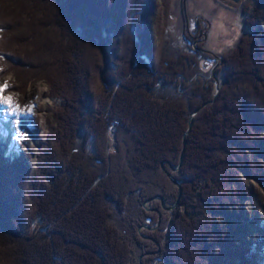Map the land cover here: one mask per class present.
Instances as JSON below:
<instances>
[{
    "label": "trees",
    "instance_id": "trees-1",
    "mask_svg": "<svg viewBox=\"0 0 264 264\" xmlns=\"http://www.w3.org/2000/svg\"><path fill=\"white\" fill-rule=\"evenodd\" d=\"M154 12V0H0V74L17 63L57 103L44 129L18 106L19 143L0 116V264H264V0L220 59L193 41L154 48ZM214 69L219 94L184 146ZM157 195L179 197L176 210L146 211Z\"/></svg>",
    "mask_w": 264,
    "mask_h": 264
},
{
    "label": "rangeland",
    "instance_id": "rangeland-1",
    "mask_svg": "<svg viewBox=\"0 0 264 264\" xmlns=\"http://www.w3.org/2000/svg\"><path fill=\"white\" fill-rule=\"evenodd\" d=\"M154 2L155 12L151 17V32L154 48L160 50V52L164 47L178 46L185 48L190 39V41L195 40V45H202L207 52L215 56L213 58L217 59H220L224 53L226 54L235 43L237 44L239 37L244 33L243 21H247V17L244 18L242 13L246 12L249 14L258 6V0H243L237 5L229 4L228 2L224 3L221 0H154ZM197 22L198 24H196ZM195 31L197 32L195 33ZM7 33L8 31H6V36ZM190 37H194V39ZM16 58L19 61L24 59L22 57ZM203 64L205 65L202 62V66H204ZM220 64H218V68ZM6 66L4 75L2 76L0 74V116L6 117L11 122L10 142L16 140L19 143L22 138H17V130H19V137L22 136L16 119L18 106L22 107V113L24 115H31L29 117L30 120L35 115L39 120L40 129H44L48 115L47 110L53 104L57 103L53 98H50L49 88L44 81L30 80V82L24 84L18 79L20 78L19 74H21V70L17 67L18 64L6 62ZM211 75L213 77L211 79L215 84V80H217L215 69ZM204 78L209 79V75L207 77L203 74L195 76V79L200 80V82ZM8 86H12V88L8 89ZM159 88L157 86V89ZM218 94L219 91L216 94V98ZM214 96L215 87L212 89L213 100L208 104L214 102L216 99H214ZM7 99H10V103H3ZM13 109H15V112H13ZM111 135H109V139L112 143L113 138ZM161 168L164 169L163 166ZM253 182V180H250L252 186L254 184ZM148 205L146 207L149 208ZM176 206L167 212L175 211ZM258 215L260 214L258 213ZM258 219L256 217L253 220L257 222ZM143 230H141V234ZM251 234L248 233L247 240L255 237L254 231ZM261 236L264 239V235Z\"/></svg>",
    "mask_w": 264,
    "mask_h": 264
},
{
    "label": "water",
    "instance_id": "water-1",
    "mask_svg": "<svg viewBox=\"0 0 264 264\" xmlns=\"http://www.w3.org/2000/svg\"><path fill=\"white\" fill-rule=\"evenodd\" d=\"M222 2H228L229 4H233V5H237V4H239L241 1H243V0H221ZM218 83H217V80H215V96H214V99L216 98V94L218 93ZM209 102H207V103H205V104H203V105H201L199 108H197L196 110H194L191 114H190V118H189V121H188V129H187V131H186V133L184 134V136H183V145L185 146V143H186V136H187V134L189 133V131H190V129H191V122H192V118L195 116V114L197 113V112H199L200 111V109H202V107H204L205 105H207ZM112 138H114V136H112ZM182 159H183V155H181V158H180V163L178 164V166H172L171 164H169V168H170V170H171V172L173 173V172H176V171H178L179 169H180V167H181V165H182ZM161 166H163V163H161ZM166 175H167V177L170 179V181L178 188V190H179V193L181 192V186H180V184L177 182V180L169 173V172H166ZM159 200L160 201V203H161V207H162V209L163 210H165V211H169V210H171L173 207H175L177 204H178V202H179V197H178V199L176 200V202L174 203V205L171 207V208H167L166 206H165V204H164V200H163V198L161 197V196H154L153 198H151V199H149V200H147L146 202H145V204L143 205L144 206V208H145V210L146 211H152V212H157L155 209H150V208H148V207H146V205L149 203V202H151L152 200ZM158 215H159V217H158V222H157V224H156V226H154V227H152V228H150V227H147V226H141L140 228H139V232H140V235L142 236V238H149V237H145L144 235H142L141 234V230H143V229H145V230H150V231H152V230H155V229H157L158 228V226H159V223H160V213L158 212ZM150 240H152L153 241V239L152 238H149ZM148 254V253H147ZM147 254H144V255H142V256H140V258H139V262H140V264H141V259H142V257H144L145 255H147Z\"/></svg>",
    "mask_w": 264,
    "mask_h": 264
},
{
    "label": "snow or ice",
    "instance_id": "snow-or-ice-1",
    "mask_svg": "<svg viewBox=\"0 0 264 264\" xmlns=\"http://www.w3.org/2000/svg\"><path fill=\"white\" fill-rule=\"evenodd\" d=\"M3 103H10V99H7V100H4ZM13 112H15V109H13ZM17 138H22V137H19V130H17Z\"/></svg>",
    "mask_w": 264,
    "mask_h": 264
},
{
    "label": "flooded vegetation",
    "instance_id": "flooded-vegetation-1",
    "mask_svg": "<svg viewBox=\"0 0 264 264\" xmlns=\"http://www.w3.org/2000/svg\"><path fill=\"white\" fill-rule=\"evenodd\" d=\"M196 24H198V22L196 23ZM199 26V25H198ZM197 31H195V33H196ZM198 37H201V36H198ZM190 38H192V39H194V37H190ZM187 40V39H186ZM188 41V40H187ZM189 41H190V39H189ZM188 41V42H189ZM191 41H193V42H195V40H191ZM205 52H206V50H204ZM209 53V52H208ZM210 54V53H209ZM208 55V54H207Z\"/></svg>",
    "mask_w": 264,
    "mask_h": 264
}]
</instances>
